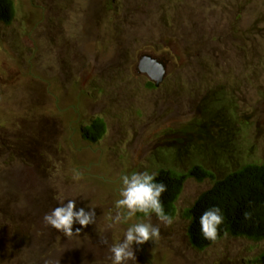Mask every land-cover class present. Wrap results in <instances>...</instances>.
<instances>
[{"label":"rangeland","instance_id":"374dc122","mask_svg":"<svg viewBox=\"0 0 264 264\" xmlns=\"http://www.w3.org/2000/svg\"><path fill=\"white\" fill-rule=\"evenodd\" d=\"M13 3L12 22H0V264H24L18 247L32 264H112L127 227L109 219L122 173L198 163L220 177L264 162V0ZM144 48L172 57L157 87L134 72ZM211 106L234 121L174 131ZM95 117L105 133L90 142L81 129ZM211 185L187 177L173 224L152 214L160 238L134 244L128 264H258L264 239L190 245L184 211ZM68 199L96 212L72 236L43 220Z\"/></svg>","mask_w":264,"mask_h":264},{"label":"trees","instance_id":"16d2710c","mask_svg":"<svg viewBox=\"0 0 264 264\" xmlns=\"http://www.w3.org/2000/svg\"><path fill=\"white\" fill-rule=\"evenodd\" d=\"M14 15L13 0H0V22L10 24ZM146 86L155 87L150 81H146ZM207 116L210 119H192L174 131H207V124L214 122L213 119L216 117L217 123L221 126L229 125L234 121L233 114L223 112L222 107L216 109L215 106H211L207 111ZM219 130L221 128L216 131ZM104 133L105 123L100 117L93 118L81 129V136L90 142L98 141ZM155 172L159 173L157 180L167 186V191L162 194L161 199L165 212L172 216L176 210L175 202L187 177H194L197 180L212 179V185L200 193L194 203L184 211L189 220L187 225L188 241L194 249L203 250L215 242L203 237L199 225L202 212L213 205H218L224 216V222L219 228L218 239L224 235L245 237L251 240L264 239V162L243 164L220 177H214L211 171L198 163L190 165L186 172L178 171L172 166L162 165L157 167ZM140 216L142 214L138 213L137 217ZM17 231L18 229L15 231L14 225H12L11 236L16 235L20 239L24 238L15 234ZM5 235L9 236L7 233ZM18 252L21 253L24 264H32L30 255L25 258L19 247ZM256 260L258 264H264V250L259 253Z\"/></svg>","mask_w":264,"mask_h":264},{"label":"clouds","instance_id":"9594fccd","mask_svg":"<svg viewBox=\"0 0 264 264\" xmlns=\"http://www.w3.org/2000/svg\"><path fill=\"white\" fill-rule=\"evenodd\" d=\"M158 172L136 171L122 173L120 176L119 198L114 202L115 214L109 219L115 225H127L124 237L121 241L113 243L109 251L112 264H128L136 261L133 245H143L152 241L155 243L160 238V228L151 222V215L155 214L159 221L171 226L174 217L165 212L162 202V194L167 191V186L157 180ZM142 216L137 217V214ZM46 224L61 231L65 236H72L73 225L87 227L96 223L95 207L88 206L77 208L74 199H68L67 203H60L43 217ZM224 222L222 209L213 205L204 210L199 218L200 232L210 241L218 239L219 228ZM81 228H76L79 234ZM107 243V240L103 241Z\"/></svg>","mask_w":264,"mask_h":264},{"label":"water","instance_id":"95a60500","mask_svg":"<svg viewBox=\"0 0 264 264\" xmlns=\"http://www.w3.org/2000/svg\"><path fill=\"white\" fill-rule=\"evenodd\" d=\"M171 55L169 52H162L157 55L144 48L137 53V60L134 65V72L137 75H143L153 83L155 87L159 86L171 70Z\"/></svg>","mask_w":264,"mask_h":264}]
</instances>
